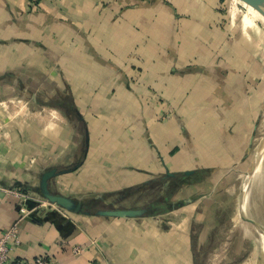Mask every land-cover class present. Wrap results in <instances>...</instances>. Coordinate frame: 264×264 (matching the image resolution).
I'll return each mask as SVG.
<instances>
[{"label": "crops", "instance_id": "0c3cea01", "mask_svg": "<svg viewBox=\"0 0 264 264\" xmlns=\"http://www.w3.org/2000/svg\"><path fill=\"white\" fill-rule=\"evenodd\" d=\"M227 1L0 0V237L20 218L18 192L43 201L27 187L47 169L81 161L55 179L60 193L76 197L178 173L193 190L247 152L260 103L251 104L246 32L264 20L258 0ZM239 4L247 11L237 29ZM35 105L51 115L33 116ZM162 201L168 211L142 217L72 213L43 201L20 221L22 243L11 256L193 264V215L181 209L183 219L166 221L174 205Z\"/></svg>", "mask_w": 264, "mask_h": 264}, {"label": "rangeland", "instance_id": "374dc122", "mask_svg": "<svg viewBox=\"0 0 264 264\" xmlns=\"http://www.w3.org/2000/svg\"><path fill=\"white\" fill-rule=\"evenodd\" d=\"M258 1L259 5L260 0ZM261 2L264 9L263 0ZM227 3L231 7V0ZM238 8L239 12L234 19L235 28L241 25L242 16L247 11L240 4ZM252 8L256 11L258 9L254 6ZM262 16L264 20V12ZM254 22L256 24H252L248 33L246 32L252 41L250 96L252 105L260 103V110L252 109L250 113V134L246 136L248 144L244 155H233L229 161H225L224 167L216 168L205 183L192 187L193 190L187 188L192 180L178 173L171 180L157 179L150 187L143 185L131 190L122 188L109 192L95 191L81 197H72L84 201L85 209L92 211L99 208L151 207L164 198H171L174 206L184 207L167 213L166 221L179 222L185 217L182 210L193 215L189 245L193 264H264V238L260 235L264 233V22L259 18ZM235 37L240 38L237 31ZM254 91L259 94L256 95ZM30 110L33 111V116L40 115L39 118L49 117L52 112L51 108H46L41 113L36 105ZM10 112L13 114V111ZM19 113L22 117H33L31 113L28 116L23 111ZM186 131L191 137L190 130ZM56 178L57 176L51 179L50 188L53 192L60 193L56 189ZM180 180L182 183L178 182ZM176 189L179 192L173 195ZM200 196L202 197L198 198ZM197 198L199 201L193 203ZM42 199L48 201L43 197ZM244 199L246 202H243ZM189 202L192 204L185 206ZM244 217L251 218L256 223L247 221Z\"/></svg>", "mask_w": 264, "mask_h": 264}, {"label": "water", "instance_id": "95a60500", "mask_svg": "<svg viewBox=\"0 0 264 264\" xmlns=\"http://www.w3.org/2000/svg\"><path fill=\"white\" fill-rule=\"evenodd\" d=\"M262 0H260L259 7L261 8L262 12H264ZM259 2V1H258ZM85 142L88 143V134L86 132ZM82 162L75 163L71 167L58 169L56 167L47 169L44 171L40 177L39 184L30 187L29 189L36 192L41 198L48 200L45 201L49 204H56L57 206L70 211L72 213H82L86 215H96V216H103V217H142L146 215H153V210L149 207H135V208H99L95 211L90 209H85V202L81 199L74 198L72 196L64 195L62 193L53 192L50 188L51 186V179L53 177L70 173L75 171L81 166ZM193 171H187L186 174H191ZM176 174L173 172L168 171L166 177H175ZM33 201V199H27L25 204L28 210H31L28 215H31L35 209H37L38 205H41L42 202ZM37 206V207H36ZM171 209H175V206L171 207ZM20 210V205H19ZM27 215V216H28ZM26 216V217H27ZM247 221L256 223L253 219L244 217Z\"/></svg>", "mask_w": 264, "mask_h": 264}, {"label": "built area", "instance_id": "2783aa9c", "mask_svg": "<svg viewBox=\"0 0 264 264\" xmlns=\"http://www.w3.org/2000/svg\"><path fill=\"white\" fill-rule=\"evenodd\" d=\"M20 195V218L0 237V264H61L57 259L47 254H41L36 256L31 261H25L12 258V250L22 243L20 236L19 224L31 210H28L25 201L32 199L33 197L27 192H18ZM80 248L76 247L74 252H79Z\"/></svg>", "mask_w": 264, "mask_h": 264}, {"label": "trees", "instance_id": "16d2710c", "mask_svg": "<svg viewBox=\"0 0 264 264\" xmlns=\"http://www.w3.org/2000/svg\"><path fill=\"white\" fill-rule=\"evenodd\" d=\"M162 182V181H161ZM27 188H30V187H27ZM26 190V189H25ZM24 192H28V190L24 191ZM157 208L159 209H156L154 212H153V215H156V214H161V213H164L166 211H168V206L166 205V203H164L163 201L161 202H157Z\"/></svg>", "mask_w": 264, "mask_h": 264}, {"label": "flooded vegetation", "instance_id": "af4514ba", "mask_svg": "<svg viewBox=\"0 0 264 264\" xmlns=\"http://www.w3.org/2000/svg\"><path fill=\"white\" fill-rule=\"evenodd\" d=\"M158 202H159V201H158ZM156 204H157V203H156ZM157 206H158V205H154V206H151V207H149V208H150L151 210L155 211L156 209H158Z\"/></svg>", "mask_w": 264, "mask_h": 264}, {"label": "bare ground", "instance_id": "6f19581e", "mask_svg": "<svg viewBox=\"0 0 264 264\" xmlns=\"http://www.w3.org/2000/svg\"><path fill=\"white\" fill-rule=\"evenodd\" d=\"M263 2H264V0H263ZM263 172H264V169H263ZM244 193H245V192H244ZM243 202H246L245 199H244ZM260 235H261V238H262V235H263V238H264V233H261Z\"/></svg>", "mask_w": 264, "mask_h": 264}]
</instances>
